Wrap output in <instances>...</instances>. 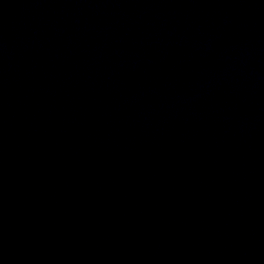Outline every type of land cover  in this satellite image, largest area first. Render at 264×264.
<instances>
[{
    "label": "water",
    "instance_id": "1",
    "mask_svg": "<svg viewBox=\"0 0 264 264\" xmlns=\"http://www.w3.org/2000/svg\"><path fill=\"white\" fill-rule=\"evenodd\" d=\"M0 264H264V0H0Z\"/></svg>",
    "mask_w": 264,
    "mask_h": 264
}]
</instances>
